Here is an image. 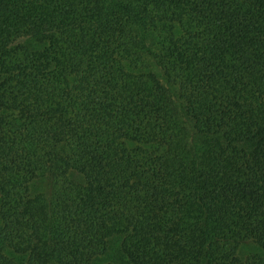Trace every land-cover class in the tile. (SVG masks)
I'll use <instances>...</instances> for the list:
<instances>
[{"label": "trees", "instance_id": "obj_1", "mask_svg": "<svg viewBox=\"0 0 264 264\" xmlns=\"http://www.w3.org/2000/svg\"><path fill=\"white\" fill-rule=\"evenodd\" d=\"M0 264H264V0H0Z\"/></svg>", "mask_w": 264, "mask_h": 264}, {"label": "rangeland", "instance_id": "obj_2", "mask_svg": "<svg viewBox=\"0 0 264 264\" xmlns=\"http://www.w3.org/2000/svg\"><path fill=\"white\" fill-rule=\"evenodd\" d=\"M256 252H257V250L255 249V246L253 244H251V243H244L240 247L239 254L241 256H245V255L255 254Z\"/></svg>", "mask_w": 264, "mask_h": 264}]
</instances>
